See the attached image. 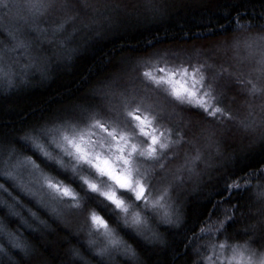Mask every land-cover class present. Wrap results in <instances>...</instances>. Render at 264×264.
Segmentation results:
<instances>
[{"label": "snow or ice", "instance_id": "obj_1", "mask_svg": "<svg viewBox=\"0 0 264 264\" xmlns=\"http://www.w3.org/2000/svg\"><path fill=\"white\" fill-rule=\"evenodd\" d=\"M187 7L184 0H0L4 18L34 24L53 49L33 52L30 41L10 33L0 54V91L48 80L120 27ZM220 7L226 17L236 12L235 27L225 31L249 32L247 73L210 41L216 35L210 22L207 32L186 34L176 47L149 42L140 56L124 55L121 47L107 61L114 73L89 78L83 95L53 100L55 107L18 135H0V177L11 182L0 183V209L18 222L13 229L0 218V264H18L14 256L30 264L40 255L38 240L29 243L21 227L42 238L73 219L74 234L86 233L98 264L114 257L149 264V253L169 248L163 233L182 232L183 249L174 250L172 264H264V32L251 34L256 22H243L242 0ZM259 15L264 18V7ZM49 16L53 25L41 29ZM240 46L234 39L231 47ZM21 51L25 62L18 69L4 60ZM257 157L243 174L228 167ZM214 173H221L222 186L212 184ZM190 186L211 205L195 228L180 198ZM251 190L255 211L241 203ZM67 254L71 264H87L79 248Z\"/></svg>", "mask_w": 264, "mask_h": 264}, {"label": "trees", "instance_id": "obj_2", "mask_svg": "<svg viewBox=\"0 0 264 264\" xmlns=\"http://www.w3.org/2000/svg\"><path fill=\"white\" fill-rule=\"evenodd\" d=\"M17 2L23 3V0H17ZM109 2H112V0H109ZM125 2H129V0H125ZM184 2L189 7L174 11L162 19L149 20L134 26L120 27L117 34L82 49L71 66L56 70L48 80L12 91H0V135H18V130L24 127L26 123L47 112L50 105L55 107L52 104L53 100L83 95L87 90L89 78L100 75L104 71L114 73L115 69L108 65L107 61L110 56L119 57L121 47L124 49V55L131 54L134 56L143 55L144 49L149 48V42L155 43L157 48L176 47L186 34L207 32V25L210 22L212 28L216 31V35L211 36L210 41L219 42L220 48L226 45V55L225 53H221V55L240 71L244 73L250 71L253 65L249 60L244 61L248 57V52L243 46V40L249 35V32L224 30L225 28L235 27L231 18L236 16V12H232L231 17H226L220 4L233 3L235 0H211V2L210 0H184ZM242 3L243 9L241 11L247 10L243 22L246 23L248 17L256 22V27L251 30V34L264 32V29L260 28V25L264 24V18L259 15L262 7H264V0H242ZM25 15L26 13L21 11L20 16ZM55 19L51 16L45 17L39 27L41 29L51 28ZM34 28V24L26 22L19 16L6 19L0 12V54L3 53L4 48L9 47L11 44L10 33H15L21 40L30 41L33 52L47 50V54H50L53 50L52 46ZM68 32H72L71 26H69ZM234 39L240 40L241 46L239 49L233 50L230 47ZM4 60L15 65L18 69L25 62V55L22 51L12 53L4 56ZM258 159L257 157L239 165L231 164L228 167L233 172L243 174L242 169L247 165L254 167L258 163ZM220 177L221 173H214L212 184H216L219 180L222 186L223 180ZM0 183L9 186L11 182L0 177ZM10 190L14 195L20 196L29 206L34 207L35 210L34 202H30L28 197L23 196L17 189L10 188ZM188 190V193H183L180 198L186 200L188 204V226L195 228L197 227V216L206 214V210H210L211 205L204 193L196 192L192 194ZM244 196L245 199L241 203L245 206V209L251 208L252 211H255L258 205L254 203V190L245 193ZM41 215L47 218L43 210H41ZM0 218H4L10 228L15 229L18 227V222L14 218L5 217V212L2 209H0ZM248 222V219L245 218L243 223ZM77 229L78 222L73 219L66 226L62 225L58 229H54L51 234L45 233L41 238L21 227L20 231L23 237L29 243L38 240L40 246V255L34 257L30 264H71L72 258L67 254V249L70 247L79 248L84 254L87 264H98V258L93 256L87 248L88 237L86 233L75 235ZM163 234L168 241L169 248L157 247L154 252L149 253V264H172L174 250L177 248L183 249L181 243L184 239L183 232L179 235ZM0 243H3V241H0ZM147 247L151 246L148 245ZM3 259L6 260V258ZM13 260L17 261L18 264H23L19 256H14ZM110 264H124V260L122 257H114ZM179 264H183V261H179Z\"/></svg>", "mask_w": 264, "mask_h": 264}, {"label": "rangeland", "instance_id": "obj_3", "mask_svg": "<svg viewBox=\"0 0 264 264\" xmlns=\"http://www.w3.org/2000/svg\"><path fill=\"white\" fill-rule=\"evenodd\" d=\"M230 47H231V46H230ZM226 50H227L226 45H224V46H222V47L220 48V52H221V53H225ZM233 50H234V49H233ZM225 55H226V53H225ZM244 61H248V59L245 58ZM188 189H189L188 191L192 192V194H195V193L197 192V191H195L191 186H190ZM185 193H188V192L185 191L184 194H185Z\"/></svg>", "mask_w": 264, "mask_h": 264}]
</instances>
